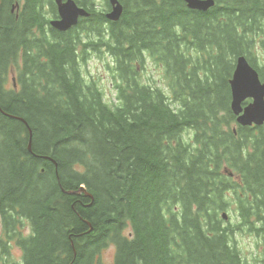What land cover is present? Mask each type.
Wrapping results in <instances>:
<instances>
[{"label":"trees","instance_id":"trees-1","mask_svg":"<svg viewBox=\"0 0 264 264\" xmlns=\"http://www.w3.org/2000/svg\"><path fill=\"white\" fill-rule=\"evenodd\" d=\"M119 1L113 23L101 2L76 0L90 16L54 44L28 41L53 0H25L18 20L14 0H0V215L30 224L22 264H103L110 245L112 264H264V125L234 132L229 84L218 83L242 55L264 82V0H214L207 12ZM21 48L14 90L6 74ZM78 48L110 56L116 104L84 85ZM145 53L173 102L142 83ZM229 203L236 225L221 217ZM243 227L263 247L253 263L234 245Z\"/></svg>","mask_w":264,"mask_h":264},{"label":"water","instance_id":"water-1","mask_svg":"<svg viewBox=\"0 0 264 264\" xmlns=\"http://www.w3.org/2000/svg\"><path fill=\"white\" fill-rule=\"evenodd\" d=\"M60 19L51 23L58 31H66L75 26L79 17L88 16L84 9L78 8L73 0L56 1ZM191 10L207 11L213 6L212 0H187ZM112 7L106 14L109 21L116 22L122 15V5L118 0H109ZM215 4V2H214ZM230 110L241 127L261 126L264 124V83L258 71L248 62L245 56H238L229 80ZM247 102V103H246ZM30 137H31V132ZM30 142L28 143V149Z\"/></svg>","mask_w":264,"mask_h":264},{"label":"rangeland","instance_id":"rangeland-1","mask_svg":"<svg viewBox=\"0 0 264 264\" xmlns=\"http://www.w3.org/2000/svg\"><path fill=\"white\" fill-rule=\"evenodd\" d=\"M15 12V9H14ZM13 15V13L11 12ZM205 35V34H204ZM30 39L28 38V41ZM106 61L107 59H104L103 57H93L90 62L88 63V66L86 67L87 72L85 74V77L88 80H95L97 82V85L101 87L102 91L106 95V100L113 102L116 100L115 92L112 90V86L109 81V76L106 72ZM249 62V61H248ZM235 64V63H234ZM152 66H148L146 75L149 79H156V74L154 73ZM220 72L218 75V83H222L223 79L227 80L226 86L229 83V77L232 76V69L230 66L223 62V64L219 67ZM218 69V70H219ZM16 74L14 71L10 72L8 74V87H11V78ZM260 77V76H259ZM261 80V79H260ZM264 83V82H262ZM223 85L220 90V97H227V86ZM217 97V95H215ZM168 101L169 98L165 97ZM230 107V104H229ZM237 124L234 123L231 125V129L237 130ZM236 132V131H235ZM191 141V138H189V135L186 137V145H188ZM225 174H228L229 178H234L236 182H239V175L235 174L233 176L232 172L230 170H224ZM84 190V188H82ZM233 202L232 200H229ZM234 206L229 203L228 204V210L224 213H221V217L225 223L230 222L233 225H236L238 223V215L234 212ZM253 220V219H252ZM26 225L24 227L20 228L19 233L16 232H9L4 235L3 230H0V263H12V264H21L23 261L22 258V251L17 245V238L26 237L29 227L28 223L25 222ZM126 234H128V231H126ZM13 236L12 239H10ZM15 240V241H13ZM234 245L237 249V251L247 260H249L250 263L254 262V259L260 258V253L262 252L263 247L260 246V239L257 235L253 233H249L247 227H243L242 230H239L237 234L233 237ZM115 257V248L109 247L101 252L100 258L103 263L111 264L114 261ZM22 258V259H21Z\"/></svg>","mask_w":264,"mask_h":264},{"label":"flooded vegetation","instance_id":"flooded-vegetation-1","mask_svg":"<svg viewBox=\"0 0 264 264\" xmlns=\"http://www.w3.org/2000/svg\"><path fill=\"white\" fill-rule=\"evenodd\" d=\"M46 5H47V8H42V10H41V14H42L41 15V22H42V26H43L41 28L42 34L40 33V31H38L37 26H35V27L33 26L32 31H31V33L33 35H35L36 33H39L40 35L45 36V32H46V35L49 37H51V35H52L53 29L49 26V24L47 26L46 18H49V21L52 19L58 20L57 6L55 5L54 0H53V4L51 2V3H46ZM17 9L19 10V5H18ZM49 21H48V23H49ZM56 33H58V31H56ZM57 43H58V40H57V35H56V44ZM0 230H1V227H0Z\"/></svg>","mask_w":264,"mask_h":264},{"label":"bare ground","instance_id":"bare-ground-1","mask_svg":"<svg viewBox=\"0 0 264 264\" xmlns=\"http://www.w3.org/2000/svg\"><path fill=\"white\" fill-rule=\"evenodd\" d=\"M43 1V0H42ZM88 22V21H87ZM19 154V153H18ZM7 155V154H6ZM22 155V154H21ZM2 161V160H1ZM13 161V160H12ZM113 166V165H112ZM52 173V172H51ZM125 173V172H124ZM109 177V176H108ZM130 179V178H129ZM71 180V179H70ZM66 182V181H65ZM77 184V183H76ZM72 185V184H71ZM76 186V185H75ZM120 188V187H119ZM52 189V188H51ZM49 192V191H48ZM110 192V191H109ZM116 193V192H115ZM103 194V193H102ZM7 197V196H6ZM99 197V196H98ZM114 197V196H113ZM66 199V198H65ZM118 199V198H117ZM59 200V199H58ZM106 202V201H105ZM142 202V201H141ZM127 203V202H126ZM114 204V203H113ZM139 206V205H138ZM97 209V208H96ZM59 210V209H58ZM86 210V209H85ZM94 210V209H93ZM119 214V213H118ZM109 215V214H108ZM113 215V214H112ZM125 215V214H124ZM94 217V216H93ZM98 218V217H97ZM6 219V218H5ZM124 221V220H123ZM144 222V221H143ZM68 223V222H67ZM140 223V222H139ZM101 224V223H100ZM142 225V224H141ZM73 227V226H72ZM85 229V228H84ZM104 229V228H103ZM70 230V229H69ZM145 230V229H144ZM141 231V230H140ZM122 232V231H121ZM118 237V236H117ZM84 241V240H83ZM138 243V242H137ZM104 245V244H103ZM132 246V245H131ZM120 248V247H119ZM121 249V248H120ZM128 250V249H127ZM130 253V252H129ZM100 254V253H99ZM98 255V254H97ZM122 256V255H121ZM126 256V255H125ZM87 258V257H86ZM131 259V258H130ZM86 260V259H85ZM98 261V260H97ZM123 261V260H122ZM84 262V261H83ZM81 264V263H80Z\"/></svg>","mask_w":264,"mask_h":264}]
</instances>
